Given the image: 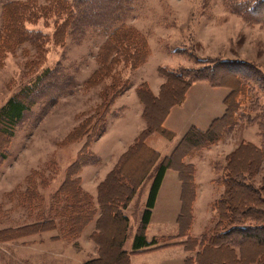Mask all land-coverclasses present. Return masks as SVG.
<instances>
[{
    "label": "rangeland",
    "instance_id": "rangeland-1",
    "mask_svg": "<svg viewBox=\"0 0 264 264\" xmlns=\"http://www.w3.org/2000/svg\"><path fill=\"white\" fill-rule=\"evenodd\" d=\"M67 1L75 3L76 0ZM255 1L119 0L114 6L115 10L111 9L114 14L108 13L105 17V20L112 21L113 26H80L79 32L70 30L62 44L55 43L54 33L64 22V16L60 18L54 12L46 17L36 16L33 21L25 23L27 31L41 34L44 53L38 56L34 46L25 42L15 47L14 53L5 55L0 64V108L12 97L28 90V86L33 85L41 74L51 70L52 75L41 82L36 105L26 113L14 135L3 137L0 134V264H85L99 257L98 245L91 238L96 230L97 217L83 230L80 228L76 239L71 238L68 223L77 222L79 227L80 223L87 221L84 217H88V209L81 210L82 205H78V202L82 200L88 204L90 196L92 205L96 206L98 193L93 197L90 191H95L94 187L145 128L143 105L136 89L146 83L157 96L165 82L162 69L182 73L187 80L204 76L211 78L214 73L219 75L215 66L223 62L239 64L238 69L242 67L241 64H247L258 77L264 79V7H259L255 13L248 11L249 7L255 6ZM3 3L0 0V32ZM39 4H44L43 0H39ZM122 23L146 38L147 57L138 68L133 69L124 63L115 68V73H118L127 89L121 91V96L111 107V115L105 122V133L97 140L90 141L89 151L97 157L98 162L82 167L77 174L82 192L87 194L88 199L76 187L65 195H57L68 167L89 142L84 138L74 143L68 138L83 122L94 116L97 107L103 105L101 97L106 94L112 81L97 78L96 83L88 88H85V83L99 69L96 58L108 39L110 29ZM227 70L226 67L220 68L221 72ZM252 81L248 82L245 96L238 99L241 116L234 130L217 144L201 149L194 158L185 159L194 167L195 195L199 197L197 207L192 209L193 226L187 232L189 237L200 239L213 226L214 212L211 206L223 192L216 180L224 165V158L243 142H251L258 147L264 142V80L261 79L259 83ZM198 83L214 87L206 81ZM175 84L181 89L177 81ZM214 88L227 90L226 97L231 92L225 87ZM180 91L167 88L163 100L150 106L151 116L158 119L156 115L163 112L168 105L166 102L170 104ZM111 97L112 91L109 89L106 101ZM88 123L93 126L94 120H88ZM149 145L161 152L169 149L172 141L154 135ZM187 147L185 145L183 148L184 152L188 150ZM252 157L251 152L244 150L235 157V162L244 166ZM132 162L133 157L126 168L132 167ZM263 174L262 170L256 178L257 183ZM146 184L149 186L150 180ZM110 188H113V192L110 191L112 194H108ZM145 188L146 185L134 198L133 208L129 211L133 222H138ZM121 190V186L112 178L104 192L106 206ZM234 194L242 196L237 192ZM66 201L72 203L73 207L68 206ZM111 211L112 208H107L101 222L103 235L99 240L104 246V261L125 264V260L117 254L115 245L119 237V223L113 222ZM39 220L44 223L32 228ZM133 222L132 225L129 223V234L124 245L130 254L129 264L175 263L182 256L184 262L179 264H196L198 247L188 251L185 246L176 245L175 248L156 251L162 249L165 243H171L167 239H158L156 246L133 253L130 251L133 245L132 228L136 226ZM54 226L56 228L53 229ZM170 230L175 229L154 225L147 232V237ZM184 240L177 236L175 242ZM207 252L201 264H223L222 260L229 256L226 252L217 253L211 249ZM247 255L255 258L248 264H264V249L253 246L252 253Z\"/></svg>",
    "mask_w": 264,
    "mask_h": 264
},
{
    "label": "trees",
    "instance_id": "trees-1",
    "mask_svg": "<svg viewBox=\"0 0 264 264\" xmlns=\"http://www.w3.org/2000/svg\"><path fill=\"white\" fill-rule=\"evenodd\" d=\"M3 1L0 64L1 61H4L5 55L14 53L15 47L25 42L34 46L38 56L40 53L43 55V43L40 41L41 34L35 33V31H27L25 28V23L33 21L36 16L46 17L56 12L58 17H65L64 22L58 26L54 33L55 43L62 44L66 41L70 30L79 32L81 27L86 25L113 26L112 21L105 20V17L108 13L114 14V6L117 5L119 0H76L75 3H70L67 0H43L44 4H39V0ZM254 5L249 7L248 11L255 13L259 7H264V0H256ZM112 8L113 10H111ZM126 25L122 23L110 29L111 32H109L108 39L100 48L96 58L99 69L85 83V88H88L96 83L97 78L111 79L112 84L108 88L112 91V97L109 101H106L107 91H109L107 88L106 94L101 97L103 105L97 107L94 116L88 119L94 120V125L91 126L87 120L70 134L68 139L71 142L75 143L84 138H87L89 142H86L85 146L79 151L77 159L68 167L65 180L57 190V195H65L66 192H70L72 189L75 190L76 187V190L80 194H84L86 200L88 199L87 194L82 192L80 177L77 174L82 167L98 162L97 157L89 151L90 141L93 139L97 140L105 133V122L107 117L111 115V107L117 98L121 96V91L127 89L124 82L118 77V73H115V68L119 64L124 63L125 65H131L134 69L145 62L148 54L146 38L136 29ZM32 65L35 66V63H32ZM241 66L242 69H238L240 67L239 64L223 62L215 66L216 71H219V75L216 76L217 73H214L211 78L204 76L189 80L182 73L176 74L162 69L161 73L165 77V82L161 85L157 96L153 94L146 83L141 84L136 89L137 97L143 105L142 118L145 122V128L119 157L116 165L105 179L99 183L98 194L95 199L97 201L96 206L92 205L90 196L88 204H85L82 200L78 202V205L79 203L82 205L81 210L83 208L88 209V217H84L87 221L80 223L79 227L77 222L70 221L68 223L72 234L71 238L76 239L80 228L83 230L97 217L96 230L91 238L98 245L99 257L89 260L85 264H111V261H104V246L99 240V237L103 235L101 222L106 216L107 208H112L111 216L114 220L112 221L115 224L119 223L118 240L115 237L117 240L115 245L118 250L117 254L119 258L125 260V264H129L130 254L124 250L128 237L129 219L124 211L143 188L146 181L149 180L150 187L145 202V210L140 227L133 239L132 252L143 251L158 244L157 239L148 241L146 230L150 223L152 210L155 207L165 173L169 169L177 171L182 182V212L178 219V237L185 238V240L177 243L175 242L177 237L162 238V240H171V243H165L162 248L183 245L186 250L192 251L198 247L199 250L195 257L196 264H201L202 257L208 253L209 249L217 253L226 252L229 254L228 258L222 260L223 264H248L255 259H251L247 255L252 253L253 246L264 249V174L259 183L256 181L260 172L264 171V168H262L264 163V142L260 147L251 142H243L224 158V165L216 180L217 185L223 188V192L211 206L214 212L213 226L207 232H204L200 239L189 237L187 234L192 227V209L196 199V190L193 181L194 167L192 164L187 163L185 159L194 158L201 149H207L217 144L225 135L231 133L240 122V103L238 99L241 96H245L246 90L249 88L248 82L253 80L259 83L261 79L264 80L258 77L247 64H241ZM221 67H226L228 70L221 72ZM51 73L52 71L50 70L38 76L36 82L28 86V90H24V93L22 92L20 95L12 97L0 108V134L3 137H12L14 135L15 129L25 118L26 113L36 105L37 93L41 91L39 87L41 82H43L44 78L51 77ZM176 81L181 85V89L176 84L174 85ZM205 81L214 87L230 89V94L224 100L226 107L224 115L214 120L206 131L191 127L180 139L173 153L170 156L161 158L160 153L149 145L150 139L154 135L169 141L176 138L173 132L163 127L165 119L172 107L181 105L184 102L185 95L192 85ZM65 86L67 87V85ZM167 88H171L172 91H175V89L181 91L178 95H174L170 104L169 101L166 102L168 105L164 107L160 115H156L158 119H155L150 114V106L163 100L164 92ZM149 101H151V104H149ZM185 145H188L186 152L183 151ZM244 150L251 152L253 157L251 159L248 158V161L243 166L235 162V157ZM132 157L133 166L126 168L129 159ZM177 157L178 159L175 161ZM112 178L117 181L123 190L118 191L112 199V203L106 206L104 192H106V186L109 185ZM110 191L113 192V188L109 189L108 194H112ZM115 191L116 189H114ZM236 192L242 194V196L238 197L234 194ZM66 204L73 207L70 202L66 201ZM40 223L44 222L39 220L33 224L32 228L40 226Z\"/></svg>",
    "mask_w": 264,
    "mask_h": 264
},
{
    "label": "crops",
    "instance_id": "crops-1",
    "mask_svg": "<svg viewBox=\"0 0 264 264\" xmlns=\"http://www.w3.org/2000/svg\"><path fill=\"white\" fill-rule=\"evenodd\" d=\"M227 94H228L227 90L210 87L205 83L203 84L198 83L193 85L186 94V99L184 104L181 106L174 107L170 111L164 123V128L173 132L176 135V138L172 140V146L169 149L163 150L161 152L158 151V149L152 147L151 145L150 146L160 153L161 158L170 156L173 153L175 147L177 146L178 141L186 134V132L191 127L194 126L202 131H205L209 128V126L212 124L214 120L224 115L226 111V107L224 105V98L226 97ZM116 163L114 164V166L116 165ZM113 167L105 174L104 179L107 176V174L113 169ZM146 183L143 185V188L145 187V185L146 188L144 189V193L142 194V203L140 205L141 209L139 210V214H138V222L137 221L133 222L132 217L129 215V211H131V209L133 208V203L135 199L132 200V202L129 204L127 209L124 211V213L129 219L130 225H132V222L134 225H136L135 227L132 228L134 229V232L132 233L133 239L140 227L143 213L145 210L144 208L145 202L150 187V184L149 186H147ZM98 185L99 184H97L94 187L95 191L92 192L90 191L93 197H95L96 195L95 193L98 191ZM143 188L140 190V192L143 190ZM182 191H183L182 182L180 180L179 173L172 169L167 170L156 199L155 207L152 210L151 220L146 230V237H147V232H149V230L154 225H160L165 227L168 226V228L174 227L175 230L166 231L165 233H162L160 235L157 233L155 235H152L151 238L147 237L148 241H153L154 239L158 240L160 238L162 239L171 236L173 237L178 236L179 233L178 219L181 216V212H182ZM198 201H199V197L197 196L193 205L194 209L197 207ZM137 225L139 227L135 229ZM169 248H175V246L164 247L156 251H162ZM124 250L128 251L126 248H124ZM180 262H184L183 256L180 259H177L175 263L174 261H172V263L165 262L164 264H177V263L179 264Z\"/></svg>",
    "mask_w": 264,
    "mask_h": 264
}]
</instances>
